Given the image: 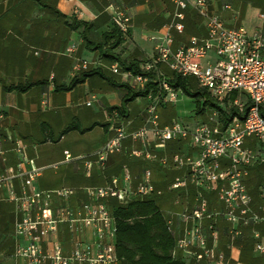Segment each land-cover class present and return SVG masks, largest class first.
I'll list each match as a JSON object with an SVG mask.
<instances>
[{
  "label": "built area",
  "instance_id": "1",
  "mask_svg": "<svg viewBox=\"0 0 264 264\" xmlns=\"http://www.w3.org/2000/svg\"><path fill=\"white\" fill-rule=\"evenodd\" d=\"M172 3L173 13L161 43L141 67L145 74L122 73L117 64L110 71L129 78L134 91H142L150 81L147 74L155 72L161 77L159 67L165 66L176 75L194 78L220 105L228 101L240 110L248 105L244 119L235 117L222 129L218 113L208 112L205 121L193 125L176 120L160 125L159 110L173 105L178 94L162 80L156 96L149 93L146 98L142 125L132 129V122L114 111L108 123L111 136L91 155L102 168L111 156L147 163L137 181L124 165L119 175L102 186L40 190L36 180L41 169L19 142H15L14 166L2 167L5 159L0 151V188L8 185L6 201L15 209L13 264H119L110 203L125 206L135 200L164 198L166 193L171 194L170 210L162 211L167 230L174 236L172 256L179 254L185 264H231L218 248L219 223L225 225L230 242L241 239L245 228L264 225V187L259 189L261 203L255 208L246 186L249 170L264 164V156L257 155L264 152V39L258 34L248 36L243 28H227L209 13V0ZM189 9L203 21L205 35L192 36L188 45L173 50L172 32L184 33ZM129 21L122 11H113L112 24L123 34ZM74 52L75 45L66 48L68 55ZM87 70L85 61H77L72 68L75 75ZM233 94L236 98L231 100ZM246 138L256 142L257 153L244 147ZM171 142L181 146L172 155L167 150ZM63 155L65 162L74 160L68 151ZM150 165L164 175L174 173L171 182L156 187ZM92 166V161L84 162L86 176ZM14 179L21 180L19 194L10 187ZM78 195L84 199L74 204ZM64 227L69 236L67 248L60 237ZM252 239L254 250L264 254V236L252 231Z\"/></svg>",
  "mask_w": 264,
  "mask_h": 264
},
{
  "label": "crops",
  "instance_id": "2",
  "mask_svg": "<svg viewBox=\"0 0 264 264\" xmlns=\"http://www.w3.org/2000/svg\"><path fill=\"white\" fill-rule=\"evenodd\" d=\"M225 5L229 9H224ZM173 9L172 0H0V151L5 159L2 167L15 165L17 141L24 148L25 155L33 160L34 166L41 169L40 177L36 180V187L40 190L102 186L111 176L119 175L124 165L128 166L134 181H137L142 169L148 166L147 163L128 160L123 156H111L102 168L95 164L92 152L71 155L74 159L71 162L63 159L65 168L58 183L56 179L43 174L48 160L56 155L42 151L40 145L63 143L65 148L61 154L64 157V151L69 152L68 148L81 143V138L75 135L87 129L82 124H91L89 128H94L97 121L101 120L104 129L101 140L103 146L111 136L108 123L112 115L108 109L122 106L126 90L119 86H129V78L110 71L118 63H111L98 52L82 48L81 30H72L73 21L92 24V38L99 41L102 35L112 29L113 11H122L130 19L123 36L124 43L109 53L128 62H140L142 67L152 59L156 46L161 43ZM209 13L217 16L227 28H243L248 36L258 34L264 39V0H209ZM184 26L182 35L172 32L173 50L188 45L192 36L205 35L203 21L191 9L185 14ZM71 45H75V52L68 55L66 48ZM77 61L87 62L88 70L73 74L72 68ZM163 67H159L160 72ZM92 71L96 74L90 73L88 77L81 78ZM120 71L128 74L121 68ZM76 79L80 82L71 85ZM12 87L13 90H6ZM137 100H140L142 106L136 104ZM89 101L91 106L87 107ZM145 105L146 100L141 98L125 104L124 119L132 122V129L142 125ZM167 106L161 108V114L159 112L161 119L165 118L167 112L173 116L172 111H168L170 106ZM93 107L97 110H91ZM125 145L131 146L129 142ZM255 149L258 151V148ZM260 154L264 156V152ZM86 161L93 163L89 176L85 174ZM262 166L264 168V164ZM150 167L159 172L155 181L161 176V182L168 180L170 173L164 175L156 166ZM253 168L249 170V176ZM249 176L246 178V186ZM10 187L19 194L21 180H11ZM248 192L251 193L253 206L257 208L261 203L259 189H249ZM7 195L8 185H4L0 188V203H10L6 201ZM83 199L78 195L73 203ZM170 201L166 199L163 203L168 206ZM10 205L13 219L11 230L6 235H0L8 237L12 253L15 209L12 203ZM262 230L264 225L245 228L243 237L233 242L220 232L218 248L223 253L228 252L231 264H264V254L254 250L255 242L252 239V231L262 234ZM60 237L67 248L69 236L65 227L61 229ZM249 238L253 241L251 256L242 251L243 241ZM2 246L0 240V248ZM3 255L4 252L0 253V258Z\"/></svg>",
  "mask_w": 264,
  "mask_h": 264
},
{
  "label": "trees",
  "instance_id": "3",
  "mask_svg": "<svg viewBox=\"0 0 264 264\" xmlns=\"http://www.w3.org/2000/svg\"><path fill=\"white\" fill-rule=\"evenodd\" d=\"M80 29L82 39V48L90 52H98L104 59H109L111 63L116 62L124 72H129L133 75L145 74L141 70L140 62L122 60L118 55H113L112 52L118 49L124 43V34L112 25L109 33L102 35L99 41H94L92 36L93 25L85 22L73 21L72 30ZM92 73V74H90ZM96 74V72H88L82 75L81 78L88 75ZM150 81L142 91H134L129 86H119L125 89V96L122 98V106L108 109L110 115L117 111L124 117L126 110L125 104L132 102L138 98L146 100L149 93L156 96L160 81H165L172 89L181 91L182 94L191 98L195 104L194 113L197 116L205 115L208 112H217L218 121L225 129L233 118L237 117L240 120L248 110V105L243 109L229 104L225 101L223 105L216 102L205 89L198 86L196 80L192 77H181L172 72H167L165 75L158 77L155 72L147 74ZM81 79V80H82ZM80 80H74L71 85L79 83ZM19 90L18 87H14ZM6 90H13L7 88ZM236 98L233 94L231 100ZM181 146L178 143H169L167 145L168 154H176ZM169 178L165 182H156V187H163L171 182L174 177L173 173L168 174ZM162 178L159 177V179ZM171 197L170 193H166L164 198H151L148 200H135L125 206L118 205L115 202L110 203V211L115 221L116 236H115V251L119 259V264H185L181 259L172 256L174 247V236L168 232L166 226V218L158 205L159 201L168 200ZM170 208V204L168 205ZM12 206L7 203H0V222L9 221L12 225ZM264 234V230H262ZM242 251H246L249 256L252 254L253 241L246 239L243 241ZM226 258H229L227 251H224Z\"/></svg>",
  "mask_w": 264,
  "mask_h": 264
},
{
  "label": "rangeland",
  "instance_id": "4",
  "mask_svg": "<svg viewBox=\"0 0 264 264\" xmlns=\"http://www.w3.org/2000/svg\"><path fill=\"white\" fill-rule=\"evenodd\" d=\"M211 55L212 54H209L208 57H211ZM205 61L206 60H203V63H205ZM161 71H162L161 72L162 75H165L167 72H169V70L165 66L163 67V69H161ZM177 93L178 94H177L175 103L173 105H168L170 107L167 106L168 111H172L173 116L170 115V112L169 113L167 112V115L165 116L164 119L160 118V122L162 125L170 124L172 120H176L180 123H189V125H193L195 123L203 122L206 120V115H202V116L195 115L194 113L195 104L193 103L191 98L182 94L181 91L179 90ZM240 102H245V99L240 98ZM134 104L135 103H133V105ZM136 104L139 106L140 100H137ZM91 110L96 111L97 108L93 107ZM168 115H170L171 118ZM167 117H169L170 119L169 118L167 119ZM97 123L98 124L94 128H89L92 126L91 124H89L88 126L82 124V126L87 129L84 130L83 133L79 132L77 133L78 135H75L76 137L81 138V143H78L76 144V146L68 148L69 153L71 155L74 156L75 154H78V153L85 154V153L96 152L102 147L101 140L104 135L103 122H101V120H98ZM40 146H42L40 147L42 151H50L54 153V155H56L55 158L48 160V162L46 163L48 164V166H46L45 168V171L43 173L44 176L54 178L59 183L61 172L65 168V165L62 164L64 157L61 154L63 149L65 148L63 146V143L61 142H55V143H49V144L43 143ZM244 147L254 150L256 148V142L251 138H246L244 142ZM254 153H257L256 149L254 150ZM258 153H261V151H259ZM262 165H256L253 168V170L250 171V176L248 174L249 176V183H247L248 190L250 189V190L255 191L256 189H260L264 187V178L262 177L264 176V168ZM152 171H153L154 178L155 176L156 177L159 176V172L157 170L154 169ZM55 173L56 174L59 173L58 176L55 177L54 176ZM156 182L157 183L161 182L159 177L158 179L156 178ZM159 200L157 202L161 210H165L166 212L169 211L170 208L165 203H163V201H159ZM218 228L223 235L224 234L226 235V232H225L226 228L224 224L219 223ZM10 230H11V223L9 221L0 222V234L6 235L10 232ZM225 237L227 238V236ZM225 237L224 239L227 241L228 238L226 239ZM7 238L8 237L6 236L1 237L0 235L1 244H3V246L0 248V253L4 252V255L0 258V263H3V264L13 263L12 259L10 258L11 249H9L10 243L7 240Z\"/></svg>",
  "mask_w": 264,
  "mask_h": 264
}]
</instances>
